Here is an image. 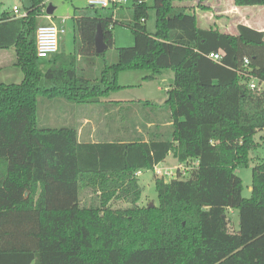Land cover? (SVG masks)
<instances>
[{
	"label": "trees",
	"instance_id": "obj_1",
	"mask_svg": "<svg viewBox=\"0 0 264 264\" xmlns=\"http://www.w3.org/2000/svg\"><path fill=\"white\" fill-rule=\"evenodd\" d=\"M184 1L152 0L153 32L145 1L133 0L125 22L116 18L120 5L94 7L75 20L74 51L50 55L44 69L35 31L45 0H21L24 17L0 14V50L14 49L23 74L20 83H0V264H264V156L252 167L249 197L234 172L248 165L264 133V87H248L252 78L264 83V32L241 23L233 34L202 29L178 5ZM116 23L129 27L133 43L95 68L106 52L95 53L97 25L111 48ZM209 52L223 53L221 63ZM164 69L174 73L163 104L168 135L145 141L134 130L83 142L74 125L39 124L40 99L102 104L122 88L120 72L149 70L151 80ZM169 153L198 166L183 179L155 176L158 205H137L136 172ZM83 192L92 194L87 203ZM118 199L130 206L113 208ZM234 208L238 229L228 215Z\"/></svg>",
	"mask_w": 264,
	"mask_h": 264
},
{
	"label": "rangeland",
	"instance_id": "obj_2",
	"mask_svg": "<svg viewBox=\"0 0 264 264\" xmlns=\"http://www.w3.org/2000/svg\"><path fill=\"white\" fill-rule=\"evenodd\" d=\"M21 4V0H0L1 7L7 8L11 7V4L14 2H17ZM216 0H206L208 3L207 6L204 7V9H196L190 10V8H187L186 11L188 13H195L197 17V24L202 29L207 28H218L221 31H231L234 28L235 24V17H240L241 14L236 13H230L226 11L227 7L230 2V0H222L223 6L217 7L215 5ZM51 3L53 6L56 7V10L54 12L55 16L66 18V21L63 23L64 33L60 35L59 38V51L68 54L74 51L75 45H78L75 43L76 38V31H75V20L76 17L74 15V12L76 13V16H82V15H91L92 14V8L88 5L86 0H48V3ZM133 0H126L125 3H123V8L121 9V12L123 15H120V11H118L116 18L120 21H128L130 20V7L132 5ZM146 4L150 7L148 9V15L147 19L145 21L146 29L148 32L155 31V10L151 8L152 6V0H145ZM194 2H198L196 0H189L180 2L183 6H187L188 4H195ZM233 3V2H232ZM234 5V4H233ZM201 6V5H200ZM240 8V12L247 15L250 18V25L251 27H255V23L253 18H257L260 21L264 23V5H245V6H238ZM99 11H102L101 9ZM237 20V19H236ZM264 28V25H263ZM113 38L115 35L116 38L113 43V47L107 48L105 52V56H97L95 59V68H100L102 66L103 62L106 61L107 63H112L115 61L116 58V52L115 47H125L132 45L133 40L130 42L131 38V32L129 27L126 25H122L121 23H116L113 29ZM6 63L2 69H0V83H20L23 77V74L19 67L12 64L11 59L15 61V52L13 48H9L6 53ZM39 64L41 69H44V66L46 64L45 59H40ZM99 71V70H98ZM139 73L145 75L149 74V70H142L138 71ZM174 81V73L171 69H164L161 71L160 74L156 75L155 78L145 81V83H142L141 86L133 87L132 94L140 95L139 97H146V99L151 100H158L159 99H165L167 97L166 89L171 88ZM264 87V85H263ZM126 92V91H124ZM129 92V91H128ZM157 101V102H158ZM140 108L142 106H139ZM142 113L145 114L147 110L140 109ZM152 111V110H151ZM155 115V113H152ZM93 121H96V118H93ZM92 121V123H93ZM128 119L126 120V123H128ZM97 128V127H96ZM264 134L263 132H258L256 134V140L259 143V146L256 147V149L250 153L251 159L248 162L247 166H238L235 168L234 172L236 175H238L242 180V196L247 198L250 196L251 193V170L253 165L255 164V161H259L261 157L264 156V142L258 137L260 135ZM176 160L172 157L171 154L165 158L164 161L160 162L157 166L161 168H167L172 167L176 164ZM137 176V175H136ZM187 176V174L185 175ZM154 172L152 170H144L138 175V182L139 185L142 188V194L141 198L138 201L137 205L139 206H148L150 204L156 206L158 205V197L155 190V183H154ZM171 178H169L170 180ZM166 180V179H165ZM168 180V179H167ZM92 196L90 192H83L81 194V201L82 202H88V199ZM111 206L113 208L118 207H127L130 206V204L126 203L124 200L118 199L111 202ZM228 215L230 219L232 220L233 227L238 229V209H230L228 211Z\"/></svg>",
	"mask_w": 264,
	"mask_h": 264
},
{
	"label": "crops",
	"instance_id": "obj_3",
	"mask_svg": "<svg viewBox=\"0 0 264 264\" xmlns=\"http://www.w3.org/2000/svg\"><path fill=\"white\" fill-rule=\"evenodd\" d=\"M125 2L126 0H124L123 3ZM214 2L215 5H217V7L223 6L222 0H216ZM230 2L231 3L226 5L228 6L226 11L230 12L231 14L233 12L236 13L237 15L241 14V16L235 17L234 28L228 33L230 34L235 33L236 25L239 23L251 27L250 18L247 15L241 13L240 8L234 6L232 0H230ZM123 3L120 4L122 8H123ZM194 3L195 4L191 3L184 7L186 9L190 8V10H194L195 7L196 9H200V5L207 6L208 3L211 2L204 1L200 4L199 2H194ZM15 4L19 5L21 9V4H19L18 1L12 3L11 7H7L4 9L1 7L0 4V14L4 11H7L9 12V15L12 18H14L11 8ZM47 4H48V0H45L44 6L42 8V15L38 19V24L39 25L53 24L56 25L57 27H63V23L66 21V18H61L54 15L56 7L52 15L46 14L45 8ZM178 5L183 6L180 2L178 3ZM118 11H120V15L124 16V14H122L121 12V9ZM74 15L76 18H78L75 12ZM62 19H64V22H62ZM253 20L255 23L254 28L264 32V28H263L264 23L257 18H253ZM114 26L115 25L111 27L112 33ZM116 36L117 35L114 36L113 38L114 40ZM132 40L133 38L131 35L130 42ZM7 51L8 49L0 50V69H2L5 65H7L6 63L7 58H5ZM11 62L12 64L15 65V61L13 59H11ZM46 67L47 64H45L44 68ZM138 71H142V70L120 72L118 75V82L122 86V88L117 91L110 92L106 97H103L101 99L103 101L102 104L77 105L64 100L40 99L39 114H38L39 124L41 126H51V127L74 125L78 129L79 140L83 142H88V141L94 142L99 139L108 138V137L110 139L124 137L127 133L132 132L134 130L139 132L143 136V139L145 141L148 139V135H152V137H161L164 134L168 135L170 132V122L168 120V116L166 113L167 111L163 106L166 98L159 99V101L151 100V99H146L144 95H142L143 97H139L140 95L134 96V93L132 94V92H130L133 91L134 89L133 87L141 86L142 83H145V81L149 80V79H144V77L147 76L148 74L143 75ZM146 100H151L155 102L158 101V102L157 105H150V104L145 105L144 101ZM139 106L142 107L140 108ZM140 109L142 110L146 109L147 112H145L144 114L140 111ZM152 113H155V115H153ZM93 118H96V121H93ZM127 119L129 121L128 123H126ZM169 154L167 156H169Z\"/></svg>",
	"mask_w": 264,
	"mask_h": 264
},
{
	"label": "built area",
	"instance_id": "obj_4",
	"mask_svg": "<svg viewBox=\"0 0 264 264\" xmlns=\"http://www.w3.org/2000/svg\"><path fill=\"white\" fill-rule=\"evenodd\" d=\"M89 6L97 8H106L111 6H119L124 0H86ZM14 18L24 17L26 11H21L19 5H13L11 8ZM64 22V19H62ZM63 27H57L53 24H42L38 25L35 31V51L36 55L40 59H46L50 55L56 53L59 48V37L64 33ZM207 57L217 63H221L223 53L221 52H209ZM248 60L243 59V67L248 65ZM264 83L258 84L255 79H251L248 83V87L254 91H261ZM198 166L197 159H189L185 162H176L172 167L161 168L155 165L152 169L154 175L159 178L168 179L171 178H186L192 170ZM141 171H137L138 176ZM187 174V176H185Z\"/></svg>",
	"mask_w": 264,
	"mask_h": 264
},
{
	"label": "water",
	"instance_id": "obj_5",
	"mask_svg": "<svg viewBox=\"0 0 264 264\" xmlns=\"http://www.w3.org/2000/svg\"><path fill=\"white\" fill-rule=\"evenodd\" d=\"M138 1L143 2L145 0H138ZM90 7H92V6H90ZM54 9H55V6H53L49 2L45 8V12L48 15H52ZM94 48H95V53H100V52H103L107 49V45L103 41L102 30L100 28V25H97V29H96V32L94 35ZM149 206H153V205L150 204Z\"/></svg>",
	"mask_w": 264,
	"mask_h": 264
}]
</instances>
